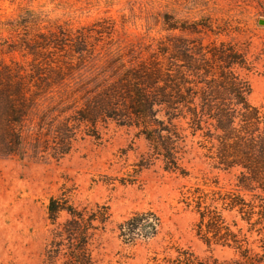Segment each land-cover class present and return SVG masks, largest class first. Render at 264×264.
I'll use <instances>...</instances> for the list:
<instances>
[{"label": "rangeland", "instance_id": "374dc122", "mask_svg": "<svg viewBox=\"0 0 264 264\" xmlns=\"http://www.w3.org/2000/svg\"><path fill=\"white\" fill-rule=\"evenodd\" d=\"M260 19L264 0H0V264H46V206L60 193L78 208L107 207L90 246L96 264H166L171 245L236 257L233 247L196 235V215L180 199L195 184L236 188L239 168H218L217 141L192 135L186 106L161 102L179 92L188 106L234 103L219 86L217 59L233 52L245 68L232 71L264 114ZM136 88L153 103L148 131L172 143L186 176L163 169L128 114ZM145 210L159 216L158 235L124 244L116 225ZM223 214L259 248L262 233L235 212Z\"/></svg>", "mask_w": 264, "mask_h": 264}, {"label": "trees", "instance_id": "16d2710c", "mask_svg": "<svg viewBox=\"0 0 264 264\" xmlns=\"http://www.w3.org/2000/svg\"><path fill=\"white\" fill-rule=\"evenodd\" d=\"M217 59L222 65V83L219 86L235 99L234 103L212 104L203 100L198 105L188 106L179 92L177 99L172 97L161 103L169 110L175 108L173 105L186 106L192 135L201 131L205 139L217 141V167L225 171L239 168L236 188L223 190L217 186V182L213 189L204 188L203 186H208L206 183L202 186L195 184L186 188L180 199L196 215V235L207 245L213 243L233 247L236 257L223 260L212 255L201 257L189 248L171 245L167 249H173L174 254L163 257L166 264H264V114L248 102L250 89L247 82L232 71L236 66L245 68L243 57L239 55L238 60L237 55L230 52L219 55ZM203 75L206 85L212 83L206 79L210 75L207 71ZM168 82H164L162 90L170 88ZM130 90V103L125 108L136 120V126H142L145 130L144 137L157 155L162 157L163 169L186 176V169L178 162L182 157L172 143H159L162 139L160 131H148L153 115L152 101L141 90ZM206 123L213 126L214 133L209 129L203 131V124ZM46 209L53 229L45 263L96 264L90 246L95 230L103 228L110 217L107 207L78 208L68 195L60 193L49 197ZM225 211L235 212L246 222L248 231L255 228L258 234L262 233V244L258 249L249 245L242 228H231L223 214ZM63 214L66 217L61 220ZM233 226H236L235 222ZM160 227L159 216L152 210H145L131 213L116 225V230L118 238L124 244L132 245L138 240L156 237Z\"/></svg>", "mask_w": 264, "mask_h": 264}, {"label": "water", "instance_id": "95a60500", "mask_svg": "<svg viewBox=\"0 0 264 264\" xmlns=\"http://www.w3.org/2000/svg\"><path fill=\"white\" fill-rule=\"evenodd\" d=\"M263 22H264L263 19H260V20H259V23H263Z\"/></svg>", "mask_w": 264, "mask_h": 264}]
</instances>
